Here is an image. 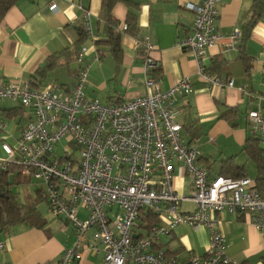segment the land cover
<instances>
[{
  "label": "built area",
  "instance_id": "built-area-1",
  "mask_svg": "<svg viewBox=\"0 0 264 264\" xmlns=\"http://www.w3.org/2000/svg\"><path fill=\"white\" fill-rule=\"evenodd\" d=\"M220 4L221 0L187 2L185 7L195 18L178 45L191 50L201 78L209 86L230 89L234 87L232 78L212 74L204 64L209 49L222 37L217 31ZM50 9L59 11L56 3ZM83 27L94 41L97 36L91 12L86 9ZM118 29L126 31L128 24ZM241 37L242 30L235 28L225 51L236 48ZM135 38L145 55L146 92L131 100L107 104L89 97L87 57L91 48L94 60L102 59L95 43L93 47L83 45L79 51V69L70 91L54 83L39 89L27 82H0V99L16 100L34 111V119L21 131L17 148L3 144L7 156L0 159L2 167L18 165L23 176L43 183L49 211L73 225L76 240L58 264H76L85 249L97 244L104 251L103 264H240L227 254L219 214L248 213L264 234V196L249 177H211L199 164L200 151L184 142L183 125L177 117L179 98L192 89L190 76L163 90L155 73L159 62L151 55L154 45L148 36ZM255 100L258 107L249 110L247 125L264 147V90ZM62 140L65 145L59 151ZM177 168L191 179L189 195H180L174 187ZM184 202H191L194 208L182 210ZM81 208L88 212L85 218L79 216ZM144 210L152 211L161 221L147 234L137 235L135 229ZM181 225L210 229V245L204 255L191 254L182 260L155 249L160 237ZM5 246L0 240V251Z\"/></svg>",
  "mask_w": 264,
  "mask_h": 264
},
{
  "label": "crops",
  "instance_id": "crops-1",
  "mask_svg": "<svg viewBox=\"0 0 264 264\" xmlns=\"http://www.w3.org/2000/svg\"><path fill=\"white\" fill-rule=\"evenodd\" d=\"M128 1L132 5L120 1L112 12L120 25L127 23L129 13L133 12L137 21L136 33L119 31L123 49L117 58L110 46L97 44L105 38V21L101 18L103 0H19L8 10L0 26V82L29 83L32 75L50 56L73 48L81 39L79 27L83 26L84 10H89L97 38L93 41L86 33L82 44L93 47L95 43L102 55L101 62H96L93 57L95 50L91 48L92 54L87 57L90 65L89 97L111 104L134 99L146 92L143 82L145 55L135 35L141 38L148 36L154 45L151 55L159 62V70L155 73L161 88H170L184 76H190L192 80L190 94L178 100L177 117L183 125L184 142L200 151L199 164L209 170L211 177H215L221 173L225 161L233 158L236 164L245 166L247 177L256 181L257 166L244 151V145L249 136L247 114L258 107L255 98L264 90V15L256 23L245 46L248 67L241 59L240 46L244 25L257 0H221L217 31L222 37L209 49L204 64L208 72L232 78L234 87L230 89L209 86L201 78L191 50L178 45L179 38L188 33L195 18V13L185 4H199L203 0ZM52 3L57 4L59 11L50 9ZM235 28L242 30V37L236 48L225 51ZM75 55L70 63L50 70L38 88L54 83L62 90L70 91L79 69ZM216 66L219 73L215 71ZM232 109L235 110L232 118L223 116ZM262 114L264 116V109ZM33 119L32 108L10 98L0 99L1 160L7 156L3 144L16 149L22 129ZM22 182L10 189L14 192L16 187L19 188L15 193L21 202L29 196L41 194L42 202L38 209L47 219V224L43 228L18 224L9 232L0 233V240L6 245L0 251V264H58L76 240L73 225L49 211L43 183L33 178ZM174 187L180 195H189L192 191L191 179L178 168ZM42 204L44 207L40 209ZM87 214L86 210H79L81 218ZM219 218L220 229L228 242V256L240 264H264V234L252 223L250 214L223 211ZM138 223L136 234H147L149 229L146 225L140 220ZM91 234L89 231V242ZM210 240V229L181 225L170 235L160 237L155 249H163L170 256L187 260L191 254L204 255ZM103 258L102 246L97 244L96 248L85 249L76 264H103Z\"/></svg>",
  "mask_w": 264,
  "mask_h": 264
},
{
  "label": "trees",
  "instance_id": "trees-1",
  "mask_svg": "<svg viewBox=\"0 0 264 264\" xmlns=\"http://www.w3.org/2000/svg\"><path fill=\"white\" fill-rule=\"evenodd\" d=\"M18 1L19 0H0V26L4 21L8 10ZM120 1H124L127 4L132 5V3L128 0H103L101 18L105 21V38L104 40H100L97 42V44H105L110 46L112 54L117 58L120 57L123 48L121 45V33L118 29V27L120 26V22L114 17L112 11L114 5ZM263 15L264 0H257L252 5V8L250 10V17L244 25L243 39L240 46L241 53L243 54L241 59L247 67L248 65L246 61H248V59L245 55V46L256 23L263 17ZM126 22L128 24V29L126 30V32L135 34L137 21L136 16L133 12L129 13ZM79 34L81 36V39L76 42L73 48H68L59 53H55L47 59L46 63L43 66L39 67L36 70L29 82L31 87H40L46 79L47 73L50 70L63 65L64 63H70L71 61H73V54H76L75 57L77 58V55L83 46L82 41L85 39V37H87L83 26L79 27ZM158 70L159 69L155 70V72H158ZM215 71L219 73L220 69L216 66ZM234 111L235 110L232 109L231 111L225 113L223 116L232 118L231 114ZM244 151L249 156V158L256 163L258 172L256 177V187L258 192L262 196H264V147L260 143L259 139L256 136L250 134V132L244 145ZM232 159L233 158H229L225 161L219 175L232 177L235 179L247 177L245 166L236 164ZM21 169L22 167L14 165L12 163H8L7 167L3 168L0 162V233L9 232L18 224H27L28 226L42 228L47 224V219L41 214L38 209V205L42 202L41 194H36L35 197L29 196L25 199L24 202H21L19 199V195L10 189L13 184L24 183L22 182L24 181V179L30 180V178L28 179V177H25L21 174ZM11 175L14 176V183L12 182L13 179L11 178ZM160 221V218L150 210H144L140 215V222H142V224H145L147 229H150Z\"/></svg>",
  "mask_w": 264,
  "mask_h": 264
},
{
  "label": "rangeland",
  "instance_id": "rangeland-1",
  "mask_svg": "<svg viewBox=\"0 0 264 264\" xmlns=\"http://www.w3.org/2000/svg\"><path fill=\"white\" fill-rule=\"evenodd\" d=\"M88 46V45H87ZM107 61V60H106ZM65 145V141L64 140H62V141H60V143H59V151H61V148L63 147ZM4 153V152H3ZM75 154L76 155H78V151H75ZM4 155V154H3ZM11 178L13 179L12 180V182L14 183V176L13 175H11ZM35 179V178H34ZM36 180V179H35ZM38 181V180H37ZM39 182V181H38ZM44 185V184H43ZM15 186H18V184H13V187H15ZM45 186V185H44ZM17 191H19V188L18 187H16L15 188V191L14 192H17ZM44 204H42L41 206H40V209H42L44 206H43ZM182 210H187V209H193L194 208V205H192V204H190L189 202H187V203H183V205H182Z\"/></svg>",
  "mask_w": 264,
  "mask_h": 264
}]
</instances>
